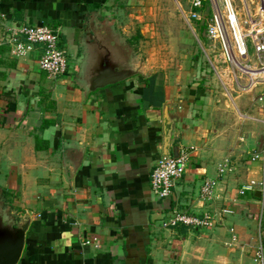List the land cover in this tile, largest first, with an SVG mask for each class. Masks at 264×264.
<instances>
[{
  "label": "crops",
  "instance_id": "crops-1",
  "mask_svg": "<svg viewBox=\"0 0 264 264\" xmlns=\"http://www.w3.org/2000/svg\"><path fill=\"white\" fill-rule=\"evenodd\" d=\"M107 2L0 0V192L15 197L6 206L15 219L30 218L17 264H255L253 249L264 246V85L226 75L202 48L205 61L192 65L210 76L152 69L86 93L74 80L80 33L114 17ZM23 24L59 27L64 75L48 78L38 49L10 55L9 30ZM164 108L169 148L192 152L162 200L150 174L164 155ZM205 179L216 182L210 200L200 198ZM174 207L212 212L213 222L158 227ZM89 237L96 246L82 244Z\"/></svg>",
  "mask_w": 264,
  "mask_h": 264
},
{
  "label": "built area",
  "instance_id": "built-area-1",
  "mask_svg": "<svg viewBox=\"0 0 264 264\" xmlns=\"http://www.w3.org/2000/svg\"><path fill=\"white\" fill-rule=\"evenodd\" d=\"M189 10L186 18L204 22L207 36L219 46V56L233 75H248L253 83L264 85V0H241L245 8L240 14L233 0H209L212 13L205 19L202 13L205 0H188ZM9 52L14 57L28 56L35 49L39 50L37 64L50 79L65 74L68 67L67 51L60 46V29L45 24L33 26L23 24L9 30L7 38ZM249 49L252 52H249ZM252 73L253 76L250 74ZM257 101L264 102V88L259 91ZM192 148L181 147L176 157L161 156L150 174L151 191L165 200L171 196L174 183L182 177L190 159ZM264 155V149H263ZM259 157V154L255 158ZM226 163L219 165L222 172ZM215 180L205 179L200 188V198L210 200L213 195ZM253 183L241 186V191L251 190ZM223 213L227 210L223 209ZM168 214V215H167ZM166 217L160 220L164 229L178 225L199 228L210 226L214 219L212 212L204 211L200 215L171 208ZM85 245L96 246L95 238L82 241ZM255 264H264V252L261 243L253 249Z\"/></svg>",
  "mask_w": 264,
  "mask_h": 264
},
{
  "label": "rangeland",
  "instance_id": "rangeland-1",
  "mask_svg": "<svg viewBox=\"0 0 264 264\" xmlns=\"http://www.w3.org/2000/svg\"><path fill=\"white\" fill-rule=\"evenodd\" d=\"M233 3L239 13L243 14L245 8L242 1L233 0ZM107 5L109 8L106 10L116 16L111 17L106 12L100 20L96 19L98 27L93 28L96 25L93 21L80 35H84L87 29H104L115 35L122 52L130 61L139 64L144 74L152 69L161 73L170 69L175 75L185 71L186 77H193L196 70V77H202L208 74L207 71H200L192 63L205 61L203 49L212 58L214 55L220 58L219 46L207 36L204 22L188 19L184 15L189 10L188 0H108ZM202 13L208 20L212 13L209 0L204 1ZM249 52L252 50L249 49ZM222 68L226 75H233L225 63ZM212 76H216L215 73ZM0 193L3 206L11 207L15 202L13 194H6L5 191L4 194ZM160 224L158 222L157 225Z\"/></svg>",
  "mask_w": 264,
  "mask_h": 264
},
{
  "label": "water",
  "instance_id": "water-1",
  "mask_svg": "<svg viewBox=\"0 0 264 264\" xmlns=\"http://www.w3.org/2000/svg\"><path fill=\"white\" fill-rule=\"evenodd\" d=\"M95 27L96 25L93 26ZM80 46L82 48L81 59L74 70V80L86 93L118 82L127 83L136 75H144L140 65L130 61L122 52L117 37L104 29H87L80 39ZM163 115L169 125L165 129L163 154L176 157L178 147L169 148L174 125L168 118L166 108L163 109ZM29 219L28 215L15 219L12 212L3 206L0 197V264H17L24 245Z\"/></svg>",
  "mask_w": 264,
  "mask_h": 264
},
{
  "label": "flooded vegetation",
  "instance_id": "flooded-vegetation-1",
  "mask_svg": "<svg viewBox=\"0 0 264 264\" xmlns=\"http://www.w3.org/2000/svg\"><path fill=\"white\" fill-rule=\"evenodd\" d=\"M89 26V23L88 22H85V25L82 26V31L83 32L84 30H86L85 28H87Z\"/></svg>",
  "mask_w": 264,
  "mask_h": 264
},
{
  "label": "trees",
  "instance_id": "trees-1",
  "mask_svg": "<svg viewBox=\"0 0 264 264\" xmlns=\"http://www.w3.org/2000/svg\"><path fill=\"white\" fill-rule=\"evenodd\" d=\"M35 148H37V149L40 148L38 142L37 143L35 142Z\"/></svg>",
  "mask_w": 264,
  "mask_h": 264
},
{
  "label": "bare ground",
  "instance_id": "bare-ground-1",
  "mask_svg": "<svg viewBox=\"0 0 264 264\" xmlns=\"http://www.w3.org/2000/svg\"><path fill=\"white\" fill-rule=\"evenodd\" d=\"M252 76H253V74L252 73H250Z\"/></svg>",
  "mask_w": 264,
  "mask_h": 264
}]
</instances>
